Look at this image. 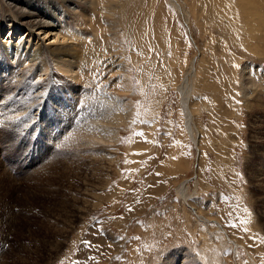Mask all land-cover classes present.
<instances>
[{"label": "rangeland", "instance_id": "1", "mask_svg": "<svg viewBox=\"0 0 264 264\" xmlns=\"http://www.w3.org/2000/svg\"><path fill=\"white\" fill-rule=\"evenodd\" d=\"M94 4L87 59L124 62L131 92L96 91L101 143L0 116V264H264V0ZM72 88L81 111L97 87Z\"/></svg>", "mask_w": 264, "mask_h": 264}, {"label": "bare ground", "instance_id": "2", "mask_svg": "<svg viewBox=\"0 0 264 264\" xmlns=\"http://www.w3.org/2000/svg\"><path fill=\"white\" fill-rule=\"evenodd\" d=\"M94 3L95 0H6V3H3L9 10L7 16L0 15V35L3 29H7L9 38L5 42L0 39V57L4 56L10 62L16 63L15 67L10 69L12 75L14 69L21 68H23V75L19 77L15 74L14 78L8 79L0 77V101L2 102L1 110H3L0 116L2 118L22 117V122L26 124L36 120L37 126H43L42 139L43 135H47L46 138L49 141L64 138L66 145L72 146L76 140L82 138L93 139L97 143L103 142L102 137L108 131L105 133L107 127H103L101 123V125L97 124L102 120L101 118L105 120L106 117L105 114L98 116V111L97 114L94 113L96 109L92 107V104H96L99 99H97L96 91L103 89L107 91L108 88H112L115 91L117 89L118 93L129 94L132 83L130 85L131 79L124 70V62L120 68L118 65L108 68L105 65L106 60L101 57L102 62L100 58L87 59L85 52L90 51V48L97 43L96 37L88 36L92 31L89 33L87 26L88 18L94 12ZM99 10L101 11L102 8ZM19 33H21L19 38H14ZM41 35H45V38L51 36L48 40L51 41L52 38V44L43 46L40 43L41 40L37 41ZM55 43L57 45H54ZM51 75L58 77V82L67 80L69 85L62 90L59 89V85L47 96L45 94L47 90L41 89L43 93H40L38 87L42 88L44 81ZM76 85L83 88L88 85L97 87L96 90L94 89L95 92L85 88L80 93L79 103L83 108L81 111H77V106L71 99L74 92L72 86ZM103 96L105 97L104 94ZM82 98L86 99L80 102ZM68 99L69 101L64 104ZM96 108L99 109L98 106ZM35 110L39 114L34 117ZM73 114L76 116L74 119H72ZM113 118L116 117L113 116ZM76 120L80 121L81 126L79 124L76 126ZM91 120L92 123L89 124ZM35 131L37 132V128ZM115 134L117 135L118 132L116 131Z\"/></svg>", "mask_w": 264, "mask_h": 264}]
</instances>
